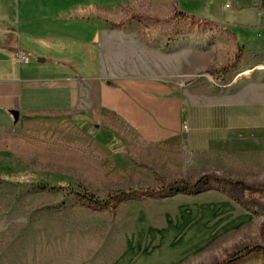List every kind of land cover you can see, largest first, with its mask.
<instances>
[{
  "label": "rangeland",
  "instance_id": "1",
  "mask_svg": "<svg viewBox=\"0 0 264 264\" xmlns=\"http://www.w3.org/2000/svg\"><path fill=\"white\" fill-rule=\"evenodd\" d=\"M0 1L7 3V9L0 11V20L9 17V25L50 21L55 16L46 9L50 5L90 3L98 8L100 15L107 13L111 18L117 19L121 11L123 19L112 21V27L127 19L125 26L118 29L130 25V29L141 34L150 46L162 49L188 46L173 57L161 60L159 66H180L187 71L189 76L179 82L181 91L198 89L202 99H211L212 95L217 102L212 108L185 104L176 110L171 100L177 95L168 97L169 92L156 89L159 84L146 80L129 88L116 87L110 96L113 109L118 105L126 108L133 102L134 112L144 121V128L147 129L148 118L152 127L166 135L164 141L170 138V115L182 117L184 121L194 114L211 112L217 116L215 125L219 128L247 127L235 131L230 139L212 140L206 150L187 152L183 169L175 171L176 175L170 178L164 171L133 160L123 143L113 142L111 137L97 140L63 118L19 122L9 132H0V155L18 159L33 173L68 179L99 198L117 190L157 189L162 183L177 180L195 184L206 175L264 188V47L259 50L241 47L221 24L194 26L184 17L172 20L178 9L176 0ZM187 12L211 21H218L220 17V11L209 4ZM138 15L172 21L149 24L138 21L135 18ZM98 29L95 20L83 36L87 43L82 44L80 30L77 41L72 43L77 70L90 76L101 72V49L96 40ZM142 64L145 62L141 61L140 67ZM246 72L250 74L244 75ZM177 101L181 104L179 98ZM202 188L196 196L180 194L166 203H145L142 199L123 202L112 210L95 211L78 203L74 188L40 191L33 186L0 181V264H84L89 261L101 264L108 260L110 251L124 241L140 209L161 210L164 207L176 212L186 204L211 196L231 202L235 209L214 212L215 220L211 222L216 223L213 225L208 219L190 220V226L204 227L205 236L218 227L221 228L218 233L222 232L205 244L203 254L190 264H220L245 247H264L262 194L215 182ZM201 194L204 195L198 197ZM160 204L163 206H158ZM180 226L178 221L176 227ZM244 264H264V256L252 257Z\"/></svg>",
  "mask_w": 264,
  "mask_h": 264
},
{
  "label": "crops",
  "instance_id": "2",
  "mask_svg": "<svg viewBox=\"0 0 264 264\" xmlns=\"http://www.w3.org/2000/svg\"><path fill=\"white\" fill-rule=\"evenodd\" d=\"M176 2L183 12H194L207 4L211 5L220 11L218 21L213 22L229 30L241 47L263 49V0ZM226 5L230 7L225 9ZM5 9L7 3L0 1V11ZM46 9L55 16L44 23L29 21L9 25V17L0 20V132H9L15 127L11 110L20 112V123L46 118L67 119L77 130L88 132L97 140L111 137L113 142L123 143L133 160L164 171L170 178L176 175L175 171L181 172L183 169L187 152H201L210 148L208 146L212 140L230 139L235 131L247 129L242 125L219 128L215 125L217 116L211 112L194 114L184 121L182 117L178 119L170 115V138L164 141L166 135L152 127L148 118L147 129L144 128V121L134 112L136 105L133 102L126 108L118 105L113 109L110 96H113L116 87L129 88L146 80L159 84L156 89L169 92L168 97L175 93L177 97L171 101L176 110L185 104L195 108L214 106L217 102L212 95L211 99H202L198 89L181 91L179 82L189 76L183 68L159 66L161 60L173 57L188 49V46H169L167 49L153 47L141 34L131 30L130 25L123 29L113 28L112 21H121L124 17L121 11L116 19L107 13L100 15L98 8L90 3L63 7L50 5ZM95 20L99 26L96 40L101 49V72L90 76L77 70L72 43L77 41L80 30L81 42L86 44L83 36L88 25H93ZM20 53L26 55L24 62L17 58ZM141 61L145 65L140 67ZM95 124L100 127L96 128ZM184 134L187 139H184ZM207 198L186 204L176 212L162 207L163 204L158 205L162 207L161 210L140 209L124 241L113 248L108 260L101 264H190L200 258L205 244L221 235L222 232L218 233L221 228L205 236L204 227H192L190 220L200 222L208 219L211 222L215 220L214 212L235 209L231 202L212 196ZM170 199L174 198L162 201L151 199L145 203H166ZM178 221L180 227H176ZM215 223L211 222L212 225ZM212 225L208 223V226ZM84 264L97 263L89 261Z\"/></svg>",
  "mask_w": 264,
  "mask_h": 264
},
{
  "label": "trees",
  "instance_id": "3",
  "mask_svg": "<svg viewBox=\"0 0 264 264\" xmlns=\"http://www.w3.org/2000/svg\"><path fill=\"white\" fill-rule=\"evenodd\" d=\"M262 6L264 7V0ZM172 17V20L177 17H184L186 20L191 21V24L194 26H198V24L218 25V23L190 15L179 9H176V12ZM135 18L138 21H145L149 24H163L172 21L150 15H138L135 16ZM128 21L129 20L127 19L123 20L120 24L114 25V27L117 29L122 28ZM230 34L236 41V37L231 32ZM210 72H212V70ZM154 173L156 177L161 180L159 175L156 172ZM0 181L14 185L33 186L40 191H60L74 188L73 192L76 195L78 203L95 211L112 210L123 202L138 201L142 199L162 200L179 194L196 196L203 191L204 188H202V186L213 184V182L229 186L237 185L248 192H256L264 196V188L253 187L241 181L206 175L200 178L195 184H190L184 180H177L170 183H162V186L157 189L117 190L111 192L105 198H99L89 192L86 188L73 184V182L68 179L33 173L28 168L24 167L18 159L7 155H0ZM255 256H264V247L257 245L245 247L243 251L237 253L236 256H233L220 264H244L247 260Z\"/></svg>",
  "mask_w": 264,
  "mask_h": 264
},
{
  "label": "water",
  "instance_id": "4",
  "mask_svg": "<svg viewBox=\"0 0 264 264\" xmlns=\"http://www.w3.org/2000/svg\"><path fill=\"white\" fill-rule=\"evenodd\" d=\"M41 61H43V60H41ZM10 114L13 117V121H14L13 123L16 126L19 123V120H20V112L17 111V110H11ZM95 127L99 128V126L97 124L95 125ZM184 137L186 138V135H184Z\"/></svg>",
  "mask_w": 264,
  "mask_h": 264
},
{
  "label": "built area",
  "instance_id": "5",
  "mask_svg": "<svg viewBox=\"0 0 264 264\" xmlns=\"http://www.w3.org/2000/svg\"><path fill=\"white\" fill-rule=\"evenodd\" d=\"M230 6L229 5H226L225 6V9H228ZM18 60L20 61V62H24L25 61V59H26V55L25 54H23V53H20V54H18Z\"/></svg>",
  "mask_w": 264,
  "mask_h": 264
},
{
  "label": "bare ground",
  "instance_id": "6",
  "mask_svg": "<svg viewBox=\"0 0 264 264\" xmlns=\"http://www.w3.org/2000/svg\"><path fill=\"white\" fill-rule=\"evenodd\" d=\"M250 73L249 72H246L244 75H249Z\"/></svg>",
  "mask_w": 264,
  "mask_h": 264
}]
</instances>
